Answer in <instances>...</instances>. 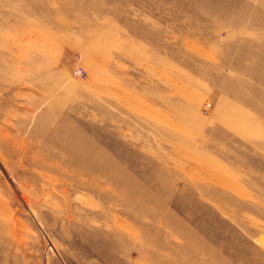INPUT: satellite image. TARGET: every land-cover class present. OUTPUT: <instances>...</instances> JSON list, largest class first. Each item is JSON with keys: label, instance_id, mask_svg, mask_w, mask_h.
<instances>
[{"label": "rangeland", "instance_id": "obj_1", "mask_svg": "<svg viewBox=\"0 0 264 264\" xmlns=\"http://www.w3.org/2000/svg\"><path fill=\"white\" fill-rule=\"evenodd\" d=\"M0 264H264V0H0Z\"/></svg>", "mask_w": 264, "mask_h": 264}, {"label": "built area", "instance_id": "obj_2", "mask_svg": "<svg viewBox=\"0 0 264 264\" xmlns=\"http://www.w3.org/2000/svg\"><path fill=\"white\" fill-rule=\"evenodd\" d=\"M75 75L78 77H82L84 75V71L81 68H78V70H75Z\"/></svg>", "mask_w": 264, "mask_h": 264}]
</instances>
